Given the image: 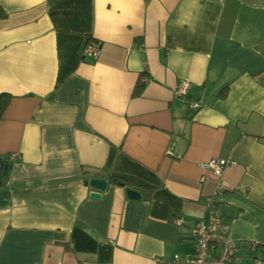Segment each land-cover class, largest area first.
Returning <instances> with one entry per match:
<instances>
[{
    "label": "crops",
    "instance_id": "0c3cea01",
    "mask_svg": "<svg viewBox=\"0 0 264 264\" xmlns=\"http://www.w3.org/2000/svg\"><path fill=\"white\" fill-rule=\"evenodd\" d=\"M0 6V264H190L210 204L264 264V0Z\"/></svg>",
    "mask_w": 264,
    "mask_h": 264
},
{
    "label": "built area",
    "instance_id": "2783aa9c",
    "mask_svg": "<svg viewBox=\"0 0 264 264\" xmlns=\"http://www.w3.org/2000/svg\"><path fill=\"white\" fill-rule=\"evenodd\" d=\"M99 45L97 42H87L83 48L84 57L97 58L99 56ZM191 83L183 81L178 89L177 96L185 98ZM193 109L200 107V104L193 102ZM229 161L224 158H211L205 166L211 170L212 177L220 187L223 172ZM209 213L203 219L195 221L190 227V238L193 242L194 252L188 258L190 264H229L235 260L238 252V244L230 235L229 225L225 222L220 210L210 204ZM176 224H182L180 218L176 219ZM255 248L254 244L250 245ZM178 254L174 256V261H179ZM161 262L160 259H158Z\"/></svg>",
    "mask_w": 264,
    "mask_h": 264
},
{
    "label": "trees",
    "instance_id": "16d2710c",
    "mask_svg": "<svg viewBox=\"0 0 264 264\" xmlns=\"http://www.w3.org/2000/svg\"><path fill=\"white\" fill-rule=\"evenodd\" d=\"M4 16H6V13L0 6V18L4 17ZM144 85H145L144 83H138L137 87L135 88L134 94L140 95L142 93ZM10 99H11L10 94H8V93H1L0 94V119L2 117L4 110L6 109L7 105L9 104Z\"/></svg>",
    "mask_w": 264,
    "mask_h": 264
},
{
    "label": "water",
    "instance_id": "95a60500",
    "mask_svg": "<svg viewBox=\"0 0 264 264\" xmlns=\"http://www.w3.org/2000/svg\"><path fill=\"white\" fill-rule=\"evenodd\" d=\"M107 180L102 178H91L89 181V185L92 188L103 191L106 188ZM128 197L131 199H138L140 197V193L134 189L127 190ZM98 193L93 194V197H97Z\"/></svg>",
    "mask_w": 264,
    "mask_h": 264
}]
</instances>
